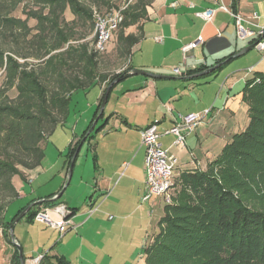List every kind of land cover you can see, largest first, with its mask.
I'll list each match as a JSON object with an SVG mask.
<instances>
[{
  "label": "trees",
  "instance_id": "1",
  "mask_svg": "<svg viewBox=\"0 0 264 264\" xmlns=\"http://www.w3.org/2000/svg\"><path fill=\"white\" fill-rule=\"evenodd\" d=\"M24 1L38 10H29L23 20L10 16ZM99 1L110 6V0ZM153 1L135 0L123 11L117 43L123 47L120 55L128 59L122 72L107 76L96 70L101 52H88L83 46L77 50L68 44L71 35L61 27L66 10L84 22L92 20L91 10L79 0H0V33L14 45L8 50L0 45V229L7 242H11L9 229L14 219L35 202H29L10 222L4 221L6 207L18 197L13 178L25 180L23 171L40 166L42 143L66 120L74 91L103 85V96L114 80L129 76L131 50L142 38L146 9ZM29 19L36 21L38 32L28 40L32 31L27 25ZM132 27L136 33L126 34L125 30ZM19 42L30 48L29 53L17 49ZM65 45L61 52L51 54ZM31 57L39 64L31 66L27 62ZM65 67L70 73L63 72ZM11 90L14 98L8 96ZM243 101L248 107L246 128L233 135L212 161L220 165L219 178L200 171L179 174L176 183L180 188L170 204H165L158 231L143 248L145 264H264V211L255 208L264 203L263 74L246 82ZM78 144L68 150L69 160ZM52 197L41 205L54 207ZM248 200L256 206L248 205ZM41 205L31 208L23 218L33 219ZM41 256L38 264H71L57 254ZM9 264H20L16 247Z\"/></svg>",
  "mask_w": 264,
  "mask_h": 264
},
{
  "label": "crops",
  "instance_id": "2",
  "mask_svg": "<svg viewBox=\"0 0 264 264\" xmlns=\"http://www.w3.org/2000/svg\"><path fill=\"white\" fill-rule=\"evenodd\" d=\"M221 6L228 12L221 10ZM205 10L212 11L209 21L195 15L196 12ZM146 12L147 19L142 24V38L131 50L130 66L132 70L170 79L129 74L121 80L127 81L125 89L115 97L120 109L109 113L99 129L103 132V126L108 125L109 120H115L113 128L100 136L114 135L116 143L113 151L103 158L93 153V167L88 178L80 173L76 177L77 182L86 179L91 184L84 181L87 186L79 199L65 198L59 202L57 201L61 196L53 199L63 185L67 186L70 178L67 173L72 157L69 160L68 150L79 142L80 148L74 158L73 168L79 160L83 144L91 138V133L87 134L89 127L84 131L86 134L83 138L81 137L84 132L79 136L76 131L73 133V140L66 149L67 160L62 169L57 171V176L63 178L57 189L43 194L40 191L42 186H39L37 190L25 195L14 185L18 192L17 199L29 198L16 213L33 200H46L52 196L51 199L57 202L55 206H66L68 212L65 218L70 227L62 235L58 230L34 221V218H23L19 222L23 220L26 224L38 223L47 227L52 237L60 236L67 242L64 252L50 249L47 253L63 256L71 264H77L78 261H74L68 253L69 243L73 245L74 241H79L83 245L86 242L93 248L99 241L97 224L105 219L110 221L113 229L133 227L134 238L138 242L135 248L142 252L152 235L158 231L165 202L161 196L142 200L146 193L145 150L140 143L142 129L155 124L158 132H162L175 124L178 114L209 110L195 130L186 136L184 147L173 146L174 137L171 135L159 139L161 148L177 159L178 173L202 168L219 155L233 135L246 128L248 107L243 101L244 87L256 74L264 75V54L256 48L237 56L253 45L254 36L237 38L235 18L238 16L245 29L256 33L259 28H264V0H154ZM191 42H196V46L184 56L181 48ZM136 53L142 59L135 65ZM174 69H178L180 74H176ZM199 69L202 71H198ZM206 70L212 71L202 77H193ZM101 96L100 87V99ZM23 172V181L32 182L33 185L43 173L41 163L36 169ZM64 189L65 187L63 191ZM85 198L88 199L85 201ZM52 208L43 204L37 209V213L44 211L52 222H59L61 216ZM34 226L35 224L30 227ZM92 228L96 229L92 231ZM70 231H75L76 234H68ZM21 240L14 237L16 244H20ZM19 246L25 258L24 264L46 253L27 257V254H32L31 247ZM142 264H145L144 257Z\"/></svg>",
  "mask_w": 264,
  "mask_h": 264
},
{
  "label": "rangeland",
  "instance_id": "3",
  "mask_svg": "<svg viewBox=\"0 0 264 264\" xmlns=\"http://www.w3.org/2000/svg\"><path fill=\"white\" fill-rule=\"evenodd\" d=\"M135 0H110V6H105L100 4L99 0H79L80 3L85 5L91 10L92 20L89 22H84L73 16L69 10H66L63 14L64 23H61V27L71 35L68 44L80 50V47H84L88 52L93 51L92 44L94 40V13L99 15H104L112 11L119 10L121 14L127 8L129 4H132ZM29 10H38V7L31 2L24 1L18 8L11 13L10 16L19 19H25V13ZM27 25L31 28V33L28 36V40L32 38L38 31L35 29L36 21L29 19ZM136 33L134 27L125 30V33L129 32ZM119 29L114 31L106 43L104 50L97 55V72L98 74H105L107 76H112L123 71L126 66L127 59L123 54L120 55V49H122V44L117 43V34ZM49 40V39H48ZM52 40V39H51ZM49 40V41H51ZM21 43V44H20ZM0 45L8 50L12 46V42L9 38L6 40L1 36L0 33ZM14 46V45H13ZM12 46V47H13ZM67 47L64 46L63 49L52 52L51 54L61 52ZM16 48V47H15ZM17 49L22 53H29L27 46L24 43L19 42ZM135 65L140 62L141 55L136 53L134 56ZM20 60V59H19ZM21 62V60L19 61ZM31 66L39 64L40 61L29 58L27 60ZM64 73H70L69 68L65 67ZM142 78V77H135ZM125 81H121L116 84L110 91L109 96L106 101L104 108L103 118H93L94 113L97 109V104L100 101V87L102 86H92L87 90H77L71 94V98L68 104V115L64 122L56 125L55 129L49 134L42 143V148L44 150V158L41 162V168L43 173H41L39 180L34 182L33 185L30 183H25L20 177L15 176L13 178V184L22 192V194L29 195L33 190H37L39 186L41 187L42 193L48 191H54L57 189L60 181L63 178L57 176V171L61 170L63 163L66 162V149L69 143L73 140V133L79 136L87 128V134L91 133V138L87 139L83 144L78 157V162L73 166L72 172L69 180L67 181V186L63 185L64 189L60 200L64 201L65 198L79 199L86 189L87 184H91V181H86L91 169L93 167V153L97 156L106 157L109 152L113 151L116 143V139H113L114 135H108L106 137H100L103 133L107 132L109 129L113 128L115 122L114 119L109 120V124L103 126V132H100V126L103 124L105 117L112 111H117L118 101L115 99L117 94H120L122 89L126 86ZM3 77L2 71H0V86L2 85ZM10 98H14V91L8 92ZM117 107V108H114ZM114 121V122H113ZM92 128V129H91ZM218 163L208 162L202 168H198L193 171H200L203 173L212 174L215 178H219ZM65 172V167L63 168ZM63 172V175H64ZM174 175V188L171 192L173 197L178 189L179 185L176 183V179L180 173L178 167L175 168ZM67 173V172H66ZM80 173L85 180L82 182L76 181L77 175ZM87 183H85V182ZM178 185V186H177ZM62 188V189H63ZM85 198L84 200L86 201ZM29 201L27 199H15L9 203L4 211V221L10 222L17 210L21 205H25ZM77 201V200H75ZM55 202V203H57ZM88 202V200H87ZM86 202V203H87ZM246 203L252 207L256 205L251 201H246ZM261 207L257 206L255 208H261L264 211V203L260 204ZM35 224L34 227H30ZM97 230L99 233V241L95 244L93 248L89 247L85 242L83 245L79 244V241H74V244L69 243V252L71 258L74 261H78L77 264H136L143 263V252L139 248H135L137 245V240L135 237V230L133 227L126 226L123 229H113L111 227L110 221L105 219V221H100L97 224ZM96 228H92L94 231ZM12 234L15 238L22 239L20 244L29 246L32 249V254H27V257L32 255V257L37 256L39 253H44L50 251V249L56 251L60 250L64 252L65 243L60 236H51L49 229L38 223L26 224L23 220L16 223L12 228ZM68 234H76L75 231H70ZM74 236V235H73ZM56 241V242H55ZM14 245H8L6 238L0 229V264H9L10 256L13 252ZM25 249V248H24ZM78 249V250H77ZM75 255V256H74ZM77 259V260H76ZM27 263V262H26Z\"/></svg>",
  "mask_w": 264,
  "mask_h": 264
},
{
  "label": "built area",
  "instance_id": "4",
  "mask_svg": "<svg viewBox=\"0 0 264 264\" xmlns=\"http://www.w3.org/2000/svg\"><path fill=\"white\" fill-rule=\"evenodd\" d=\"M220 9L228 12L224 6H221ZM195 15L203 20L209 21L212 16V11L205 10L196 12ZM235 18L237 38L245 39L254 36V48L264 54V28H259L256 33H252L240 24V18L238 16H235ZM122 19L123 17L119 10L104 15L94 13V40L92 44L94 52L103 51L112 33L118 29ZM198 41H201V38H198ZM195 46L196 42L182 46L181 51L183 55L185 56ZM174 72L180 74L178 69H174ZM208 112L209 110H204L202 113L178 114L175 124L162 132H158L155 124H151L140 131V143L145 150L144 168L146 174V193L142 198L143 201L150 200L155 196H161L165 204H170L171 202V192L174 188V171L178 162L174 156L169 155L167 151L161 148L159 139L162 136L171 135L174 137L173 146L184 147L186 136L195 130ZM52 209L61 216L59 222H52L44 211L37 213L34 216V221L56 229L62 235L70 227L69 222L65 218L68 212L67 208L64 205H56ZM41 258L42 256H38L28 264H38Z\"/></svg>",
  "mask_w": 264,
  "mask_h": 264
},
{
  "label": "water",
  "instance_id": "5",
  "mask_svg": "<svg viewBox=\"0 0 264 264\" xmlns=\"http://www.w3.org/2000/svg\"><path fill=\"white\" fill-rule=\"evenodd\" d=\"M252 48H254V45H250L249 47L245 48L244 50H242L239 54H237V56L251 50ZM212 70H206V71H203L199 74H196L195 76L193 77H202L206 74H208L209 72H211ZM130 75L132 76H145V77H149V78H153V79H170L169 77H165V76H160V75H155V74H151V73H148V72H145V71H141V70H131L129 72ZM119 82V79H116L114 80L111 84H109L107 86V88L105 89L104 93H103V96H102V99H101V102L99 104V108H98V116L97 118H99V116L103 113L104 111V108H105V105H106V101H107V96H108V93L110 91V89L112 88L113 85L117 84ZM92 129V128H91ZM80 148V145H78V147L76 148L73 156H72V159H71V163H70V166L68 168V173H67V177L69 178L70 177V173H71V170H72V164L74 162V158L76 156V154L78 153V150ZM63 193V189L53 198V199H58ZM45 200H39V201H35V202H32L30 203L29 205H27L20 213L19 215L14 219L13 221V225L18 223L23 217L24 215L33 207L37 206V205H41ZM9 237H10V241L11 243L17 248V251H18V258H19V262L20 264H24V261H23V257H22V252H21V249H20V246L18 244H16L14 242V236L12 234V228L9 229Z\"/></svg>",
  "mask_w": 264,
  "mask_h": 264
}]
</instances>
